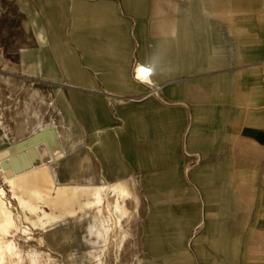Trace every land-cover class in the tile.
Segmentation results:
<instances>
[{
    "label": "crops",
    "instance_id": "0c3cea01",
    "mask_svg": "<svg viewBox=\"0 0 264 264\" xmlns=\"http://www.w3.org/2000/svg\"><path fill=\"white\" fill-rule=\"evenodd\" d=\"M21 1L38 26L23 38L36 42L29 77L51 97L0 75V153L20 144L14 156L37 154L30 166L47 156L56 184L125 182L128 211L114 231L128 236L119 251L107 245L104 264H157L142 252L160 264H264V0ZM10 63L0 55V66ZM136 65L150 70L149 82L136 80ZM80 136L95 172L76 153ZM137 172L153 202L144 251L133 240ZM95 214L69 222L74 232L85 221L76 239L92 242L85 264L101 244L86 231ZM198 227L196 261L182 240Z\"/></svg>",
    "mask_w": 264,
    "mask_h": 264
},
{
    "label": "bare ground",
    "instance_id": "6f19581e",
    "mask_svg": "<svg viewBox=\"0 0 264 264\" xmlns=\"http://www.w3.org/2000/svg\"><path fill=\"white\" fill-rule=\"evenodd\" d=\"M149 76V69L141 65L134 67L136 80L147 83ZM21 147L19 144L13 153H0V264H67L69 252L54 249L46 238L54 244L58 239H71L73 234L65 219L77 220L84 215L85 209L96 210L95 221L87 225L86 231L95 243H101L97 254L93 251L94 254L89 253V256H93V264H104L107 245L111 244L116 252L128 236L126 232L117 234L114 231L121 228V218L128 211L122 202L131 193L125 182H117L114 187L56 184L47 165L19 169L21 164L12 157ZM57 147L56 142L50 149H45L52 153ZM107 191L115 195L116 200L108 202ZM103 211L107 214L104 217ZM34 231L38 232L36 237L32 235ZM82 238L85 239V234ZM31 239L37 244H29ZM48 246L53 248L54 254L49 253Z\"/></svg>",
    "mask_w": 264,
    "mask_h": 264
},
{
    "label": "rangeland",
    "instance_id": "374dc122",
    "mask_svg": "<svg viewBox=\"0 0 264 264\" xmlns=\"http://www.w3.org/2000/svg\"><path fill=\"white\" fill-rule=\"evenodd\" d=\"M28 7L26 3L22 2L21 0H0V55L12 62L13 64H7L5 67L0 66V75L3 76H9V77H14V78H20L24 80L27 84H29L31 87L36 88V83L33 82L29 77V75H33L35 72L32 70H27V64H30V60L33 58L31 51L28 49L34 48L36 45V42H33L31 40L27 41L26 39L23 40V38L26 37H31L32 33H36V24H33L31 22V18L27 17V12ZM223 11V10H221ZM259 10L253 9V15L259 16L258 14ZM25 13V14H24ZM22 14L24 19L22 20ZM237 15L239 14V10L237 12ZM38 27V26H37ZM2 83H0V88H2ZM38 89L44 96H49V93L51 90L47 88H36ZM51 108V105L48 106V109ZM47 115L52 116L55 120H58L60 117V114L57 112H47ZM68 122V120H66ZM77 124H80L81 122L78 120L76 121ZM73 132V136H77L79 133L75 129H71ZM78 132V133H77ZM81 137V136H80ZM36 145H33L31 147H35ZM38 146L42 147L43 144L40 143ZM76 153L78 155H87L89 158V163L92 166V170L95 172L96 170V160L94 159L95 154L91 153H86L85 148L86 146L84 145V137H81L80 144L77 145L76 147ZM39 155H44L46 152L44 150H37ZM51 154V153H50ZM27 155V154H26ZM29 158L26 160L25 156H15L12 157L15 162L18 161L19 164H21V167L19 169H26L28 170L29 167H31L29 164H31V160L37 155L36 153H28ZM17 158V159H15ZM48 160L47 156H44L43 158H35L33 161V164L36 165H46L43 164ZM48 166V165H47ZM52 176L55 178L56 176V169L51 166L49 167ZM55 170V173H54ZM1 179V178H0ZM61 182L63 183H68L69 185L75 183V182H85L87 181L86 177H77V178H64L61 179L59 178ZM95 179V178H94ZM143 179L142 173L137 172L134 176V180L136 183L134 184V189L135 192L138 194V196L141 198V203L137 207V213L136 217L132 223L133 229H134V244L137 245V250L144 251L142 248V232H143V225L146 220H148L149 217V208L153 204L150 195H148L144 187L142 185L141 180ZM1 182V180H0ZM169 195L176 196L177 194H171L169 192ZM168 200V199H167ZM11 203H13L11 201ZM84 215H81L77 217V221H81L83 219ZM66 222L67 226H69L70 221H75L71 220L70 217H66ZM70 228V226H69ZM72 228V227H71ZM85 221L81 222L79 224H75L73 229L74 232H72L73 237L71 239H66L65 241H60L59 239L54 241L56 244L52 243L49 237L46 238V241L50 243L54 249L60 250L62 253H68L70 254L68 260L66 261L67 264H85L83 261L86 260L85 258V250H89V246L92 244V242L87 241H78L76 240L78 237L83 236L85 233ZM201 227H198L196 229L193 228V230H190V233L183 238V245L186 246L187 250L191 253V255L195 258L196 260V251L195 249L192 248V241L194 237L197 234V231H199ZM34 237L38 235L37 231H34L32 233ZM48 235V234H45ZM87 238L90 239V236L87 235ZM62 242V243H61ZM29 244L34 245L35 243L37 244L36 240L31 239L28 241ZM53 245H52V244ZM35 244V245H36ZM51 246H48L49 253L54 254V250ZM144 257H147L148 259L152 260L153 262L160 264L161 258L159 257H153L149 253L142 252ZM84 254V255H83ZM82 259H81V258ZM128 258V257H125ZM88 261L94 260L93 258L87 259ZM208 260V261H207ZM206 261L209 262V264L212 262L213 259H207ZM215 260V259H214ZM76 261H80V263H76ZM106 261V260H105ZM197 261V260H196ZM70 262V263H69ZM87 264H93V263H87ZM198 264V263H197Z\"/></svg>",
    "mask_w": 264,
    "mask_h": 264
}]
</instances>
